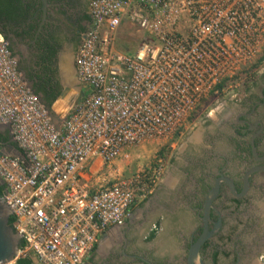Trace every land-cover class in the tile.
I'll list each match as a JSON object with an SVG mask.
<instances>
[{"label": "built area", "instance_id": "2783aa9c", "mask_svg": "<svg viewBox=\"0 0 264 264\" xmlns=\"http://www.w3.org/2000/svg\"><path fill=\"white\" fill-rule=\"evenodd\" d=\"M89 17L74 59L80 98L60 122L0 31V128L24 156L0 155L2 199L22 241L15 264L90 261L167 169L160 163L107 184L97 176L133 147L180 137L213 93L242 92L240 72L264 47V0H92ZM124 21L150 37L135 54L117 47Z\"/></svg>", "mask_w": 264, "mask_h": 264}, {"label": "flooded vegetation", "instance_id": "af4514ba", "mask_svg": "<svg viewBox=\"0 0 264 264\" xmlns=\"http://www.w3.org/2000/svg\"><path fill=\"white\" fill-rule=\"evenodd\" d=\"M91 1L0 0V31L33 90L49 68L60 82L64 54L75 59ZM206 122L202 143L192 139L172 159L179 182L165 189L162 181L146 207L102 236L96 253L111 240V249L100 251L107 263L264 264V72ZM158 216L167 233L149 241Z\"/></svg>", "mask_w": 264, "mask_h": 264}, {"label": "rangeland", "instance_id": "374dc122", "mask_svg": "<svg viewBox=\"0 0 264 264\" xmlns=\"http://www.w3.org/2000/svg\"><path fill=\"white\" fill-rule=\"evenodd\" d=\"M145 39H150L149 35L145 32L139 31L136 26L131 25L128 21H124L122 24L120 31L118 33L117 39V47L127 54H135L136 51L141 46L142 42ZM264 55V47L260 54L257 56V59L254 63L257 62ZM264 72V58L262 63L252 69L251 67H247L240 72L241 79V91H246L249 89H245L244 84L246 82L250 83V81H255L259 79V77ZM74 84V83H73ZM74 92L69 95V101H64L66 104L63 112H58L55 110L56 104L61 101L59 99L53 106L54 114L62 119L66 115V109L68 108L69 102H75L80 98V85L75 81V85H73ZM228 95L215 97H208L203 103L201 109L196 110L192 120L189 119L186 122L185 129L183 130V134L174 138L172 141L167 143H158V142H146L136 147H133L128 151V156H121L111 165L110 168L105 167L101 174L97 176L101 180V183L107 184L109 182L116 181L118 179H130L140 171L147 170L149 168H154L158 164H164L167 169L166 176L163 180V185L165 189H171L174 185L179 182V179L182 178L181 172L176 171L175 169H171L172 159L181 158L184 155V148L192 143V139H194L195 143L193 145H198L203 141L204 131L206 129V119L208 115L213 111L218 113L219 108L222 107L224 103L230 102ZM57 121V120H56ZM58 122V121H57ZM7 129H2L3 132H6ZM196 139V140H195ZM97 180L98 179H94ZM104 181V182H103ZM150 198V197H149ZM145 203V202H144ZM142 203L137 206L134 210L139 207H146L147 204ZM133 216V214H132ZM137 220L140 218V214L135 217ZM157 225L158 227V235L161 233H167V229L163 225V219L161 216H158L156 220L153 222V225ZM107 242V246L105 249V254L111 249V240L104 241L102 243ZM103 245V244H101ZM101 248L98 253H96L90 260L89 264H109L107 263V257L104 254L100 253Z\"/></svg>", "mask_w": 264, "mask_h": 264}, {"label": "water", "instance_id": "95a60500", "mask_svg": "<svg viewBox=\"0 0 264 264\" xmlns=\"http://www.w3.org/2000/svg\"><path fill=\"white\" fill-rule=\"evenodd\" d=\"M42 1L46 6L47 0ZM75 81H77V83L79 84L74 65V55L64 54L60 64V82L63 87V91L58 100L64 99L65 101H69V95H72L74 92L73 85H75ZM30 86L33 89V86ZM73 103L74 102H69L68 108L71 107ZM68 108L66 109V111L68 110ZM49 111L55 120H57L58 122L61 121V119L54 114L53 109H50ZM3 154H10L20 158L21 160H24V156L17 149L12 139L7 143H0V155ZM10 216V209L6 206L4 200L0 198V264H15V258L17 257L18 251L22 244L21 237L15 232L13 227L9 225ZM202 238L198 241L195 248L199 247V245L202 244ZM101 244H103L101 245L102 253L106 249L107 242Z\"/></svg>", "mask_w": 264, "mask_h": 264}, {"label": "trees", "instance_id": "16d2710c", "mask_svg": "<svg viewBox=\"0 0 264 264\" xmlns=\"http://www.w3.org/2000/svg\"><path fill=\"white\" fill-rule=\"evenodd\" d=\"M89 20H90V17H89ZM263 58H264V55L259 60H257L256 63H254L252 65V69L258 67L262 63ZM49 72H50V75H48V77L42 83H40L39 87L36 90H34V92L39 97L41 95V97H40L41 101L50 110V109H52L53 105L55 104V102L60 97V95L63 91V87L61 86L60 82H58V80H56L55 73H54L55 71L54 70L51 71V69L49 68ZM250 83L246 82L244 84L245 89H249ZM226 85H227V82H224L223 84L218 86V89L221 90ZM212 96H214V93L212 94ZM201 107H202V105L199 106L198 109H201ZM195 113L196 112H194L189 117V121L192 120ZM175 137L178 138L179 133H177ZM10 140H11V136H10L9 131L6 130V132H3L0 128V143H7ZM2 196H3V186L0 185V198H2ZM14 220H15V218L11 215L10 219H9V225L11 227H13ZM157 235H158L157 231H154V230L151 231L150 235L148 237V240L149 241L154 240ZM97 249H98V246L95 248L93 256L96 254ZM16 264H34V261L32 258H24V259H19Z\"/></svg>", "mask_w": 264, "mask_h": 264}, {"label": "bare ground", "instance_id": "6f19581e", "mask_svg": "<svg viewBox=\"0 0 264 264\" xmlns=\"http://www.w3.org/2000/svg\"><path fill=\"white\" fill-rule=\"evenodd\" d=\"M64 68V66H63ZM64 99H62L61 101H59L57 104H56V108L55 110L58 111V112H63V110L65 109L66 107V104H64Z\"/></svg>", "mask_w": 264, "mask_h": 264}, {"label": "crops", "instance_id": "0c3cea01", "mask_svg": "<svg viewBox=\"0 0 264 264\" xmlns=\"http://www.w3.org/2000/svg\"><path fill=\"white\" fill-rule=\"evenodd\" d=\"M133 213H134V211H133ZM92 257H93V255H92ZM92 257H91V258H92ZM90 260H91V259H90ZM89 262H90V261L86 262L85 264H89Z\"/></svg>", "mask_w": 264, "mask_h": 264}]
</instances>
